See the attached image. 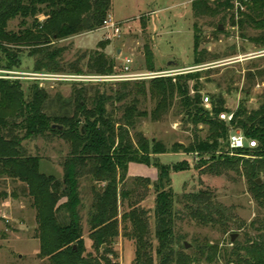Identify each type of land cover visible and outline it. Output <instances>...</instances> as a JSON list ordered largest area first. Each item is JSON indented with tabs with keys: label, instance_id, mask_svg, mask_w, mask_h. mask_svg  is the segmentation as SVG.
Returning a JSON list of instances; mask_svg holds the SVG:
<instances>
[{
	"label": "trees",
	"instance_id": "1",
	"mask_svg": "<svg viewBox=\"0 0 264 264\" xmlns=\"http://www.w3.org/2000/svg\"><path fill=\"white\" fill-rule=\"evenodd\" d=\"M192 1L193 16L198 20L222 14L221 21L225 23L231 14L232 25L259 32L252 39L264 47V0ZM237 2L240 3L238 6ZM112 5V0H0V69L20 67L27 54L35 60V71L114 73L117 61L104 50L83 52L65 65L62 54L65 48L55 45L56 41L72 35L97 31L103 26ZM39 14H44L45 20H40ZM16 17H21V28L9 30V22ZM28 19L32 20L31 24ZM216 32H223L220 24L216 26ZM204 42L202 27L196 21L193 66L204 65L218 57L202 47ZM109 43L106 40L100 45L104 48ZM152 56L148 47L146 68L154 71ZM204 71L199 68L175 76L155 77L149 79L148 84L145 80L116 82V88L74 84L67 100L61 95L49 94L36 82L25 90L21 80L0 77V176L20 180L27 187L36 210L39 257L46 261L44 264H118L113 261L118 258L114 245L121 232L135 244L134 264H192L204 257L210 263L215 262L219 253L217 248L203 246L196 255L190 253L185 244L178 246L175 241L172 210L179 200L170 183L171 172L184 171L186 165L154 164L159 169L155 182V233L158 238L155 248L147 211L140 206L149 192L150 179L136 177L134 188L120 184L128 177L130 163L150 164L151 150L155 153L165 151L163 145L160 150L157 143L152 148L141 132L130 133L136 129L138 119L148 115L140 107V97L146 98L149 93L158 101L152 111L153 117L159 118L166 112L171 99L177 95L189 116L197 123L208 125V142L197 144L191 147L192 150L205 152L213 163L233 164L244 160V156L230 155L228 139L233 125L257 141L254 148L238 150L253 156L244 160L251 180L264 171V99L258 109L239 106L232 111L234 119L229 124L220 117L223 112L231 113L222 92L213 96L211 110L205 108L199 81ZM191 82L195 83L193 89ZM191 91H194L193 95ZM54 136L70 142L69 154L62 162V178L42 172L41 157L29 154L23 144L27 139H51ZM223 145L227 146L226 151L221 149ZM208 166L211 169L212 165ZM86 174H90L95 182L87 224L97 254L86 251L83 235L79 179ZM252 183L254 195L264 201V184L255 180ZM141 187L144 191L134 202L130 201ZM185 197L198 208L215 207L208 192L201 190ZM127 200L130 201L129 209L120 215V207ZM258 230L256 238L240 248L245 251L244 255L238 252L236 258H228L226 263L264 264L263 221Z\"/></svg>",
	"mask_w": 264,
	"mask_h": 264
},
{
	"label": "rangeland",
	"instance_id": "2",
	"mask_svg": "<svg viewBox=\"0 0 264 264\" xmlns=\"http://www.w3.org/2000/svg\"><path fill=\"white\" fill-rule=\"evenodd\" d=\"M192 2V0H112L113 5L108 16L120 22L122 28L119 36L110 39L107 31L101 27L97 31L82 32L56 41L55 45L65 48L62 53L65 65L76 60L83 52L99 49L116 59L119 66L125 57H132L133 68L140 72L149 70L146 68L145 58V51L149 47L153 53L154 71L178 72L188 67L206 70L199 78L202 83L200 91L202 98L209 96L210 99L207 104L204 99L205 108L211 110L213 96L222 92L226 99V107L231 112L241 105L247 109H258L264 99V53L262 54L264 47H260L252 38L259 32L252 28L241 30L238 25H232L231 14L225 23L221 21L222 14L198 20L193 16ZM152 10L156 12L152 14ZM38 17L42 21L45 20L44 14H39ZM31 21L28 19L29 24ZM196 21L201 25L205 39L202 47L218 56L199 66L192 65ZM9 23V30L17 31L21 28V17H16ZM218 24L223 32H216ZM106 40L110 43L103 48L100 44ZM34 62V58L25 54L21 66L12 71L33 72ZM19 80L22 81L25 90L36 82L49 94L61 95L64 100L70 97L73 85L77 84L58 80L38 82L30 79ZM148 81L149 79L145 80L147 84ZM191 83L193 89L195 83ZM87 85L101 86L102 89L117 87L116 83L111 82ZM190 94L193 95L194 91ZM171 100L166 112L155 118L152 111L157 107L158 101L150 93L146 98L140 97V107L146 110L148 115L138 119L136 129L130 133L134 135L135 131L141 132L149 140L152 148L157 143L160 150L163 145L165 151L155 153L151 150L150 164L137 161L130 163L128 177L120 184L121 187L134 188L137 184L136 177L150 179L149 192L142 199L140 206L147 211L155 248L158 245L155 233V182L159 176V169L154 164L157 162L165 166L186 165L187 169L184 171L171 172L170 183L175 195L178 196L176 199L179 200L172 210L176 244L178 246L185 244L188 251L196 255L203 246L206 248L211 245L219 250L214 263L208 262L204 257L192 264H225L228 258H236L238 252L244 255L245 251L240 248L256 238L260 222H264V201L256 197L252 191V180L264 184V171L251 180L248 165L244 161L253 157L250 154L244 156V160H237L233 164L224 161L213 163L205 152L192 150L191 147L208 142L209 127L206 123H197L186 113L179 96L176 95ZM23 144L29 154L41 157L42 172L63 177L62 162L69 154V141L58 136L51 139L35 137L25 140ZM221 149L226 151L228 148L223 145ZM205 160L207 162L203 164ZM208 165H212L211 169ZM94 184L90 174L79 179L86 251L97 254L92 246L87 224ZM143 189L141 187L138 194L135 193L129 200L134 202ZM201 190L209 193L215 203L214 208L204 206L198 208L192 201L186 199L187 194L198 193ZM4 194H7L6 197ZM129 200L120 207V215L129 209ZM193 208L197 209L194 211ZM37 228L36 210L26 185L20 180L0 176V264H44L46 261L39 257L40 239L37 236ZM120 234L114 245L118 258L112 257L113 261L118 264H134L135 244L122 232ZM233 236L235 241H232Z\"/></svg>",
	"mask_w": 264,
	"mask_h": 264
},
{
	"label": "built area",
	"instance_id": "3",
	"mask_svg": "<svg viewBox=\"0 0 264 264\" xmlns=\"http://www.w3.org/2000/svg\"><path fill=\"white\" fill-rule=\"evenodd\" d=\"M240 3L237 2V6ZM103 29L107 31L108 38L112 39L114 36H119L121 33V25L120 22L115 20L112 16H108L104 24L102 26ZM264 51L262 52V54ZM133 58L125 57L124 61L121 66L118 64L115 66V72L110 74L104 73H57V72H46V71H33V72H26V71H12V70H3L0 69V77L2 78H9V79H30L38 81H50V80H58V81H72L77 84H99V83H116V82H123V81H140V80H148L155 77H165V76H175L181 74L183 72L193 71L195 67H188L187 69L181 71H172V70H165V71H151L148 72H140L136 71L133 68ZM202 67V66H201ZM205 104L210 102L209 96H205ZM222 120L226 121L227 123H231L234 119L233 112L227 113L223 112L220 114ZM230 136L228 139V148L230 151V155H239V156H247L243 153H239L238 150H246L249 148H254L257 146V141L248 138L244 131L240 128L234 127L233 125L230 128Z\"/></svg>",
	"mask_w": 264,
	"mask_h": 264
},
{
	"label": "crops",
	"instance_id": "4",
	"mask_svg": "<svg viewBox=\"0 0 264 264\" xmlns=\"http://www.w3.org/2000/svg\"><path fill=\"white\" fill-rule=\"evenodd\" d=\"M156 12V10H152V14H154ZM154 30H155V27H154ZM120 51V50H119Z\"/></svg>",
	"mask_w": 264,
	"mask_h": 264
},
{
	"label": "water",
	"instance_id": "5",
	"mask_svg": "<svg viewBox=\"0 0 264 264\" xmlns=\"http://www.w3.org/2000/svg\"><path fill=\"white\" fill-rule=\"evenodd\" d=\"M220 28L222 29V27H221V26H220ZM232 241H235V237H234V236L232 237Z\"/></svg>",
	"mask_w": 264,
	"mask_h": 264
}]
</instances>
